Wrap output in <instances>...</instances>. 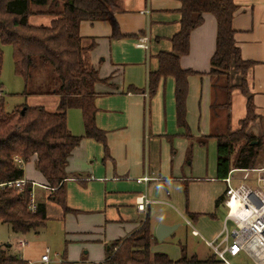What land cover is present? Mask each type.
<instances>
[{"label":"crops","instance_id":"obj_1","mask_svg":"<svg viewBox=\"0 0 264 264\" xmlns=\"http://www.w3.org/2000/svg\"><path fill=\"white\" fill-rule=\"evenodd\" d=\"M235 2L239 6L233 22L235 38L244 60L254 64L246 79L254 96L256 114L264 119V0ZM181 9V0H116L111 10L122 34L119 37L114 36V27L109 21L85 20L81 23L85 65L98 71L101 79L96 84L97 126L105 131L106 141L85 137L82 109L68 110L70 131L84 137L69 159V175L65 181L69 212L50 197L53 189L46 186L37 168L39 182L25 174L33 183L36 201L47 204L49 219L43 228L52 221L62 225L66 249L61 254L57 252L59 263L65 260L74 264L105 262L109 245L140 230L149 215L156 238L161 222L173 225L175 220H152L151 213L155 206L171 199L169 192V198L165 195L168 185L191 179L186 165L192 167L189 162L194 157L196 145L217 147L216 177H207V180L225 182L217 177L219 141L216 135L226 132L229 124L225 115L220 120L215 119L212 110L215 77L211 70L218 35V22L213 14L204 15V23L191 35L190 52L180 59L183 69L195 72L188 79L187 128L181 126L178 119L176 78L163 76L157 90L152 93L150 89V73L159 69V53L173 50L172 38L181 29ZM48 10V6L34 7L37 12ZM56 18L49 13H36L29 21L34 26L49 27ZM142 38L148 39V48L139 45ZM243 78L235 68L231 70V82L235 87L230 109L233 131L239 130L248 116L249 98L240 89ZM24 83L20 92L26 96L23 104L42 106L50 112L59 110V95L41 94L40 90L26 95L25 79ZM164 99L167 100L164 102ZM172 123L175 124L173 131ZM259 124L258 121L253 129L257 131ZM31 161L35 164L34 159ZM146 177L149 179L140 180ZM222 195L225 199L224 192L215 197L217 209L224 205L223 199L217 206ZM144 200L149 203L147 211L141 212L138 205ZM200 214L216 217L208 212ZM194 231L198 230L194 228V236L201 235ZM166 240L158 239L155 243ZM21 241L26 240L18 241V248L24 250L27 243L21 246ZM155 243L153 252H157ZM102 246H105L104 252H101ZM19 255L27 261L24 254Z\"/></svg>","mask_w":264,"mask_h":264},{"label":"trees","instance_id":"obj_2","mask_svg":"<svg viewBox=\"0 0 264 264\" xmlns=\"http://www.w3.org/2000/svg\"><path fill=\"white\" fill-rule=\"evenodd\" d=\"M63 1V9L56 12L51 9L57 6L55 0H0V74L4 64L2 46L12 45L16 73L27 84L25 94L35 92L34 74L41 68L49 67L57 83L41 88L39 93L57 94L61 98L56 112L28 104L17 106L10 112L6 109L5 97H0V183L25 178V169L17 163L18 157L25 162L34 159L46 186L53 189L50 197L69 212L65 187L69 159L84 137L70 131L68 110L73 107L82 109L85 137L106 141L105 131L97 126L96 84L101 79L98 71L85 65L80 26L85 20H104L113 25L114 36L122 34L111 10L116 0ZM181 1V29L172 38L173 50L159 53V69L150 73V89L154 93L163 76L176 78L178 119L180 125L187 128L188 79L195 72L183 69L180 59L190 52L191 35L204 23V15L213 14L218 22V35L211 70L215 77L212 110L215 119L220 120L225 115L229 124L226 132L216 135L219 141L217 177L224 180L234 169L259 168L264 164L260 161L264 157V119L256 114L254 96L246 79L254 64L244 60L235 38L233 22L239 6L235 0ZM36 6H48L49 10L37 12L34 11ZM36 13H49L57 18L49 27L34 26L29 19ZM233 68L244 77L240 89L249 98L248 116L237 131L231 129L230 123L235 89L231 82ZM258 121L260 124L256 131L253 126ZM241 140L244 143L236 152ZM33 187L31 181L22 192L13 187H0V221L10 224L17 233L43 228L49 219L45 202L38 201L36 209L31 208ZM223 199L224 195L218 199L217 206ZM156 240L149 215L140 230L109 245L107 259L101 264H172L173 261L165 253L152 251ZM9 251L4 249L1 252L0 264H29L21 255ZM62 264L74 263L65 260Z\"/></svg>","mask_w":264,"mask_h":264},{"label":"rangeland","instance_id":"obj_3","mask_svg":"<svg viewBox=\"0 0 264 264\" xmlns=\"http://www.w3.org/2000/svg\"><path fill=\"white\" fill-rule=\"evenodd\" d=\"M55 2L57 6H52L51 9L60 12L63 9L64 1L55 0ZM2 47L4 50V64L0 74V94L1 97L2 95L5 97L7 111H12L26 101V96L21 94L25 83L23 77L16 73L13 46L3 45ZM33 82L35 88L33 91L37 92L41 88H49L57 83L55 74L49 67L39 69L34 74ZM169 99L170 97H168V109ZM166 100L164 99V102ZM170 127L173 131L175 124L172 123ZM171 138L174 139V137ZM243 143L244 141L241 140L237 144L236 152L242 147ZM195 149L194 157L189 162L193 164L192 167L189 168L190 166L186 165V172L191 179L172 182L170 186L168 185V189H165V195L169 198L167 195V192H169L171 199H168V203L155 206L152 210V220H161L162 218L167 221L175 220L173 225H178L175 233L165 242L155 243L154 250L168 255L173 261L172 264H227L219 259L206 241L215 240L224 229L228 208L223 205L217 209L215 197L219 193H226L228 186L222 181L207 180V177H216L217 147L196 145ZM263 159L264 157H261L260 161L263 162ZM262 166L264 164H261L259 168H262ZM24 169L27 177L31 176L32 180L39 182L40 175L33 161H29ZM234 175L239 178L242 176L240 172H236ZM160 199H163V196ZM200 212H208L216 215V217L211 215L204 217ZM160 224L172 225L164 222ZM61 226L58 222L52 221L45 228L31 230L27 233H17L10 224L0 221V255L4 249H9L11 253L24 254L27 261H32V264H46L41 259L49 248V264H62L59 263L60 257L57 254V252L63 253L66 249ZM194 228L199 231L200 236L193 235ZM229 228L233 230L235 224L230 223ZM20 239L26 240L25 244L27 243V245L24 250L18 248ZM100 249L101 252H104L105 246ZM227 258L230 264H257L244 252L237 257L227 255Z\"/></svg>","mask_w":264,"mask_h":264},{"label":"built area","instance_id":"obj_4","mask_svg":"<svg viewBox=\"0 0 264 264\" xmlns=\"http://www.w3.org/2000/svg\"><path fill=\"white\" fill-rule=\"evenodd\" d=\"M147 38H142L140 46L148 48ZM1 97V95H0ZM17 163L24 166L25 161L17 158ZM240 172L242 178L234 174ZM149 178L140 179L148 180ZM228 188L225 193L224 205L228 208V216L224 229L213 241H207L214 253L220 260L230 264L227 255L237 257L241 253H246L258 264H264V167L254 169H234L229 176L224 179ZM28 181L26 178L2 182L0 187H13L22 192ZM34 192V191H33ZM149 201L139 203L138 209L141 212L147 211ZM37 201L33 193L31 208L35 210ZM230 223L235 224V228H229ZM198 234V231H194ZM25 242L21 241V246ZM50 249L43 256L42 261L49 263Z\"/></svg>","mask_w":264,"mask_h":264},{"label":"water","instance_id":"obj_5","mask_svg":"<svg viewBox=\"0 0 264 264\" xmlns=\"http://www.w3.org/2000/svg\"><path fill=\"white\" fill-rule=\"evenodd\" d=\"M25 112V109L23 110ZM178 229V225H166L160 224L156 230V236L160 241H164L170 236H172Z\"/></svg>","mask_w":264,"mask_h":264}]
</instances>
